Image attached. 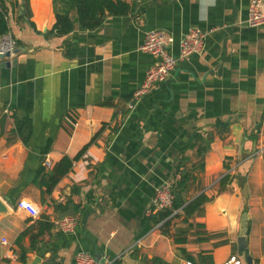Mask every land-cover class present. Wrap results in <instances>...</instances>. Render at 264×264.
<instances>
[{
  "label": "crops",
  "instance_id": "obj_1",
  "mask_svg": "<svg viewBox=\"0 0 264 264\" xmlns=\"http://www.w3.org/2000/svg\"><path fill=\"white\" fill-rule=\"evenodd\" d=\"M122 1L131 8L127 15L109 16L89 31L72 0L75 29L56 36V10L65 11L68 0H30L31 18L24 17V0H7L19 52L0 59V199L10 207L0 217V264H76L80 252L99 256V264H223L231 254L246 264L240 238L254 264H264V26L247 24L252 0ZM193 28L206 34L204 51L130 111L155 63L139 50L146 34L172 35L177 55ZM15 113L32 119L27 145L16 133ZM197 135L196 147L184 152ZM87 146L47 194L40 168L50 171ZM182 158L196 178L189 198L206 192L214 199L188 223L173 218L170 236L161 224L138 239L157 213L156 189L175 183ZM226 174L233 182L218 195ZM21 200L40 216L19 209ZM68 202L80 207L72 234L58 227L73 210L56 206ZM40 222L51 227L42 231Z\"/></svg>",
  "mask_w": 264,
  "mask_h": 264
},
{
  "label": "trees",
  "instance_id": "obj_2",
  "mask_svg": "<svg viewBox=\"0 0 264 264\" xmlns=\"http://www.w3.org/2000/svg\"><path fill=\"white\" fill-rule=\"evenodd\" d=\"M19 1V0H17ZM24 8H25V18H31L32 13L30 10L29 2L30 0H24ZM72 0H68L67 9L65 11H57L56 10V19L57 22L52 30L51 34H55L56 36H67L71 34L75 29V23L70 16V2ZM57 5V0H55ZM75 9L78 18V23L80 27L84 30H96L100 28L107 17L109 16H125L127 15L131 8L130 6L123 2L122 0H75ZM9 8L7 7V0H0V37L10 33L9 26ZM34 25L33 23H31ZM110 105L111 103H107ZM15 119V127L16 133L23 141L25 145L28 144L33 131L32 119L25 115L14 114ZM195 143L190 144L184 149V152L189 148H195L196 144L199 140H201V136L197 135L195 137ZM88 148L85 147L84 150L78 155L76 158L71 159L69 157H64L59 163H57L54 168L50 171H46V169L42 166L39 170L38 176L41 179L39 186L46 188V193L50 194L54 188L58 185V183L67 176L70 171L73 169L74 163L82 156L83 152ZM50 149V144L44 149V154L48 153ZM202 150V158L201 163L203 165L204 162V154L206 153V148L201 147ZM186 159L182 158L176 168V176H179L175 183H173L172 192L174 195L173 206L171 209H166L162 211H158L155 215L149 217L144 222V229L142 233L138 236V239L145 235L148 231H150L153 226L161 225L162 232L165 236H170L168 228L170 226L171 220L173 218L184 217V222L188 223L189 219L194 217L196 214L201 213L205 204L211 202L215 196H209L206 192L202 193L199 197H197L194 201L186 205L190 200L189 194L191 193V182L196 181V178L191 174V172L184 170L183 164ZM202 168H204L202 166ZM225 170L229 169L227 163H224ZM233 182V177L230 174H226L219 181V189L217 194L224 193L228 190V187ZM45 193V192H44ZM71 206V207H70ZM56 209L58 211H68L70 209L73 210V213L66 214L62 218L66 216H76L77 212H79L80 207L75 204H71L68 202L66 205H57ZM61 218V219H62ZM42 231L46 228H50L51 225H46V222H40ZM48 226V227H47ZM193 227V225H192ZM43 234L40 232L36 237H39ZM177 241V240H176ZM185 239L182 240V243H185ZM179 242V241H178ZM35 241H33V245ZM163 264H166L162 261Z\"/></svg>",
  "mask_w": 264,
  "mask_h": 264
},
{
  "label": "built area",
  "instance_id": "obj_3",
  "mask_svg": "<svg viewBox=\"0 0 264 264\" xmlns=\"http://www.w3.org/2000/svg\"><path fill=\"white\" fill-rule=\"evenodd\" d=\"M247 24L249 27L257 28L264 26V0H252L249 6ZM206 34L199 28L191 29L179 43V52L177 55L173 53L175 38L162 30L149 31L139 50L143 53L150 54L155 58V63L146 73L145 79L141 86L135 91L128 103V109L132 111L142 97L147 95L154 86L167 82L175 72L177 66L193 55L201 54L205 49ZM18 49L17 39L8 33L0 37V57L14 56ZM44 165L51 167V162L47 159ZM173 183L165 182L160 185L155 192L152 202L155 211L171 209L173 206L174 195L172 192ZM19 209L26 211L31 217L40 216V210L29 201L21 200ZM78 225L76 216H66L59 220V229L66 233L75 232ZM76 264H99L98 260L85 252L77 254ZM186 264H195L186 262ZM223 264H245L242 258L237 254H231Z\"/></svg>",
  "mask_w": 264,
  "mask_h": 264
},
{
  "label": "water",
  "instance_id": "obj_4",
  "mask_svg": "<svg viewBox=\"0 0 264 264\" xmlns=\"http://www.w3.org/2000/svg\"><path fill=\"white\" fill-rule=\"evenodd\" d=\"M18 52H19V50L17 49L15 54ZM9 58H10V55H7L6 57H2V56L0 57L1 60H5V59H9ZM12 64L15 65L16 62L14 61ZM5 65L7 67H10L11 63L6 62ZM201 194H199L198 196H196L195 198L190 200L186 205H188L189 203L194 201ZM9 212H10V207L8 206V204H6V202L4 200L0 199V217L7 215ZM239 247H240V250L244 252L246 264H254V261H253L252 257L250 256V252H249V249L247 247V244H246V241L244 238L239 239ZM96 259L100 263V257L98 256Z\"/></svg>",
  "mask_w": 264,
  "mask_h": 264
}]
</instances>
